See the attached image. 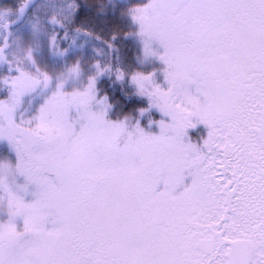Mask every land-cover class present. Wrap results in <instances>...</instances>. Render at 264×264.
Masks as SVG:
<instances>
[{"label": "snow or ice", "instance_id": "6c2138e0", "mask_svg": "<svg viewBox=\"0 0 264 264\" xmlns=\"http://www.w3.org/2000/svg\"><path fill=\"white\" fill-rule=\"evenodd\" d=\"M0 264H264V0H0Z\"/></svg>", "mask_w": 264, "mask_h": 264}, {"label": "trees", "instance_id": "16d2710c", "mask_svg": "<svg viewBox=\"0 0 264 264\" xmlns=\"http://www.w3.org/2000/svg\"><path fill=\"white\" fill-rule=\"evenodd\" d=\"M129 57L133 56V52L131 49L128 50ZM159 66V65H157ZM108 91L112 94V100L114 102V109L112 112V115L115 116L118 113H128L131 112L132 115H136L137 113L133 111V109L138 108L140 105H146L147 101L146 99L136 97L135 95H126L125 91H121V86L119 84H116L114 87H109ZM127 92H130L131 89H126ZM152 116L154 119H158L160 114L156 112L155 110H152L150 114L146 113L142 117V123L147 125V120L149 119V116ZM153 130H155V125H153ZM194 131V135L198 134ZM205 129L200 126L199 132H204Z\"/></svg>", "mask_w": 264, "mask_h": 264}, {"label": "rangeland", "instance_id": "374dc122", "mask_svg": "<svg viewBox=\"0 0 264 264\" xmlns=\"http://www.w3.org/2000/svg\"><path fill=\"white\" fill-rule=\"evenodd\" d=\"M201 127H203V126H201Z\"/></svg>", "mask_w": 264, "mask_h": 264}]
</instances>
